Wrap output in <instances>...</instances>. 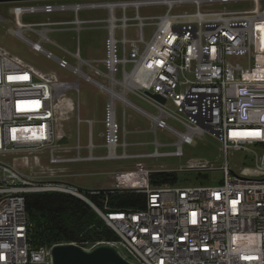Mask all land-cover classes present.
Returning <instances> with one entry per match:
<instances>
[{
	"label": "built area",
	"instance_id": "built-area-1",
	"mask_svg": "<svg viewBox=\"0 0 264 264\" xmlns=\"http://www.w3.org/2000/svg\"><path fill=\"white\" fill-rule=\"evenodd\" d=\"M5 2H29L10 7L9 18L0 16V22L15 26L7 32L93 85L106 97L107 110L103 120L75 115L76 127L87 126L82 144L80 130L69 128L77 107L65 95L77 92L78 83L41 72L0 45V264H51L55 244L35 247L28 234L27 195L43 192L66 193L88 203L116 234L117 239L108 243L133 264H264V0ZM242 3L248 5L241 7ZM146 7L164 11L143 16L140 9ZM83 11H97L101 18L82 19L79 13ZM128 12L132 15L127 16ZM46 14L59 19L22 20ZM69 14L70 19L65 17ZM90 24H102L106 30L103 57L83 59L78 48L68 52L46 35L53 30L50 26L70 25L79 32ZM145 27L150 30L148 36ZM128 28L134 29V38L126 36ZM23 32L37 40H29ZM42 41L61 49L75 65L43 49ZM128 95L152 106L154 113L132 103ZM118 107L122 110L120 142ZM127 109L148 120L154 135L157 129L172 134L174 149L160 151L164 144L154 138L152 152H127L129 146L143 145L126 141L127 134L140 132L126 129ZM167 119L181 129L170 126ZM98 122L104 124L101 136L105 141L94 143L93 126ZM205 134L220 144L219 166L197 160L174 170L142 169L148 180L144 187L83 190L67 179L78 173L54 167L181 157L182 144L194 146L195 138ZM98 148L104 152L95 154ZM231 151L245 152L253 166L231 169ZM17 160L28 167L27 172L17 168ZM214 170L222 174L218 184L152 186L149 182V173L154 171L206 175ZM124 190L143 193V206L102 211L88 197Z\"/></svg>",
	"mask_w": 264,
	"mask_h": 264
},
{
	"label": "rangeland",
	"instance_id": "rangeland-1",
	"mask_svg": "<svg viewBox=\"0 0 264 264\" xmlns=\"http://www.w3.org/2000/svg\"><path fill=\"white\" fill-rule=\"evenodd\" d=\"M61 2H72L74 0H54ZM33 3V2H31ZM27 5V3H15V2H0V16L3 18H9V8L15 5ZM243 5H248L242 3ZM229 7V6H227ZM239 7V5H234ZM164 9L158 7H146L140 9V14L143 16L155 15L162 13ZM131 12L127 13V16H131ZM70 19L71 14L65 16ZM79 17L82 19H93L101 18V14L97 11L90 13L80 12ZM46 18L59 19L53 14L46 15H30L24 16L23 21H43ZM53 30L46 33L48 39L54 43L60 45L63 49L68 52H74L77 48L79 49L80 57L83 59H92L103 57L106 53V30L102 24H90L83 25V28L77 32L72 29L73 26H50ZM8 28H15L12 22H0V45L3 46L7 51L18 55L25 62L31 64L35 69L41 72H52L58 78L67 80L69 82L78 83V91H69L65 95L73 102L74 106L77 107L76 111H73L69 128L72 132L78 128L81 132L82 144L87 139V126L85 123H81L79 127L75 126L74 117L78 115L80 118H90L93 120H103L107 110L106 97L99 93V91L90 83L83 79L77 78L67 69L61 68L53 60L46 58L42 53L36 52L30 48L29 45L23 43L21 40L7 32ZM58 28V29H56ZM149 28H144L146 36L149 35ZM23 35L31 41H36V37L29 33L23 32ZM128 38H134V29L128 28L126 31ZM41 47L47 51H50L57 57H65L71 65H75V61L71 59L66 53L55 45L42 41ZM119 55V52H118ZM81 69L85 71V67L81 65ZM129 100L142 108L143 110L154 113V108L144 102L143 100L128 95ZM126 129L133 130L138 129L140 132L129 133L126 135V141L129 143H143L140 146H129L127 152H152L154 146L152 141L154 138L164 146L160 147V151L173 150L174 146L171 145L175 142V137L167 131L157 129L156 134L149 131L150 123L148 120L137 114L132 109H127L126 112ZM117 122H118V142L121 141V115L122 110L120 107L116 110ZM67 122H64L67 125ZM167 123L176 128L181 129V126L173 120L167 119ZM68 128V127H67ZM101 133H104V124L102 122L95 123L93 126V142L98 143L105 141ZM196 145L191 146L182 144L183 156L181 157H160V158H142V159H120L110 161H95V162H79V163H63L59 166L63 167L64 172L78 173L68 177L69 183L76 184L83 190H90L94 188L99 189H129L135 187H144L147 185V177L144 175L142 169H153L165 167L166 169L174 170L180 165L185 166L190 162L197 160L211 162L214 166H219L222 161L221 152L219 150V142L211 137L209 134H205L198 138H195ZM119 152L121 148H118ZM104 150L98 148L95 150V154H101ZM33 164L32 161H29ZM17 168L21 171L27 172L28 167H24L20 160L16 161ZM228 165L231 169L239 170L242 167H252L253 164L251 159L245 158V152L243 151H231L228 154ZM113 171H124L111 176L110 172ZM82 174V175H80ZM222 174L220 171H208L205 174H198L195 171H180L177 172L176 185L189 186V185H200V184H218L221 181Z\"/></svg>",
	"mask_w": 264,
	"mask_h": 264
},
{
	"label": "trees",
	"instance_id": "trees-1",
	"mask_svg": "<svg viewBox=\"0 0 264 264\" xmlns=\"http://www.w3.org/2000/svg\"><path fill=\"white\" fill-rule=\"evenodd\" d=\"M177 172L149 173L152 186L175 184ZM90 200L102 211L136 210L143 206L144 194L113 191L90 194ZM26 215L29 240L35 247L58 243H75L89 247L96 242L117 239L94 209L83 200L61 192L30 193L27 195Z\"/></svg>",
	"mask_w": 264,
	"mask_h": 264
},
{
	"label": "water",
	"instance_id": "water-1",
	"mask_svg": "<svg viewBox=\"0 0 264 264\" xmlns=\"http://www.w3.org/2000/svg\"><path fill=\"white\" fill-rule=\"evenodd\" d=\"M13 0H0V2ZM160 103L165 99L149 94ZM51 264H133L122 257L117 248L108 242H98L89 248L75 243H58L51 249Z\"/></svg>",
	"mask_w": 264,
	"mask_h": 264
}]
</instances>
